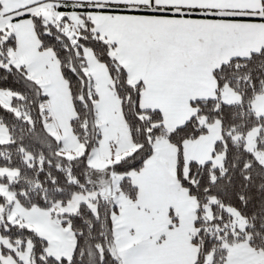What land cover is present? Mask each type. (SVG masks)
<instances>
[{
    "label": "snow or ice",
    "instance_id": "1",
    "mask_svg": "<svg viewBox=\"0 0 264 264\" xmlns=\"http://www.w3.org/2000/svg\"><path fill=\"white\" fill-rule=\"evenodd\" d=\"M0 264H264V0H0Z\"/></svg>",
    "mask_w": 264,
    "mask_h": 264
}]
</instances>
